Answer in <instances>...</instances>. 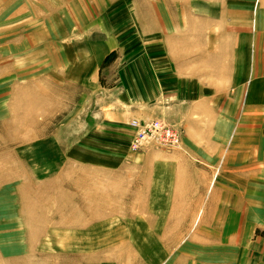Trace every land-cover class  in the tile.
Masks as SVG:
<instances>
[{"label": "rangeland", "instance_id": "rangeland-1", "mask_svg": "<svg viewBox=\"0 0 264 264\" xmlns=\"http://www.w3.org/2000/svg\"><path fill=\"white\" fill-rule=\"evenodd\" d=\"M258 8L260 0H0V264H264L263 211L244 212L227 242L221 214L212 232L196 229L211 216L208 194L199 207L196 189L172 205L169 176L180 149V174L210 190L221 178L246 196L253 180L264 182V99H250ZM204 14L223 20L205 24ZM225 25V36L211 35ZM96 57L94 89L80 68ZM104 94L131 116L133 133L132 119L159 120L180 132L179 147L98 140L90 126ZM250 136L258 172L248 167Z\"/></svg>", "mask_w": 264, "mask_h": 264}, {"label": "crops", "instance_id": "crops-1", "mask_svg": "<svg viewBox=\"0 0 264 264\" xmlns=\"http://www.w3.org/2000/svg\"><path fill=\"white\" fill-rule=\"evenodd\" d=\"M239 1V0H237ZM247 3L250 2V0H246ZM252 3V1H251ZM260 4L262 8H258V13L260 15L259 19H261V21L258 24L259 29L264 27V0H260ZM203 21L205 24H209L212 21H222L223 17H212V15H207L204 14L202 16ZM194 21V19H192ZM225 20V19H224ZM235 32V31H234ZM232 32V33H234ZM238 34V31H236ZM227 29H226V25L224 26V31L219 32L217 34H211V33H207L208 35L211 34L214 37L216 36H225L227 34ZM259 35V39L256 43V60H255V64L256 68H255V78L254 80H252V87L250 89V99L251 102H257V101H262V99H264V56H262L260 58V62L258 59V53H263L264 54V31L263 32H258L257 36ZM103 58V57H102ZM101 58V59H102ZM97 61H93L91 63L87 62L86 65H84V67L81 66L80 70H83V72H80V78L82 77V75H87L86 73V69L89 70V76L92 77V87L94 89H96V87H100V85H98V80H95L94 75L95 73L98 74V69L95 70V67L92 65H95L97 63H100V59H98L96 57ZM78 69V68H77ZM77 69L75 71H77ZM79 70V69H78ZM95 70V71H94ZM261 70V72H260ZM79 72H75V74L77 75ZM85 75V76H86ZM97 78V77H96ZM84 81H86V79H84ZM255 85V86H254ZM260 86H262V89L260 91ZM102 102H99L96 109L97 111L94 113L95 115H101L100 120H98L97 118L95 119L94 122L91 123V130L93 135H96V138L99 139H107V142H111L112 141H119L120 138H122V140H128V144L130 142V139L132 137V133L133 130H131L129 128V126H127L128 121L130 120V115L127 114L126 112H123L121 110H116V101L115 99H109L110 95L109 94H104V95H100L99 96ZM107 98V99H104ZM117 101H120L119 99H117ZM249 107H253L252 104L249 105ZM252 110L247 108L245 113H250ZM129 115V116H128ZM94 117V116H93ZM253 130V129H252ZM132 131V132H131ZM242 138V137H241ZM240 138V139H241ZM118 139V140H115ZM252 144V146H251ZM245 145V149L248 150L251 153V159L249 161V166L250 167V171H255L258 172L260 171L259 169V159L257 157V154L250 136V141H246L244 142ZM241 146L237 145V142L235 143V145L232 147V151L234 152L235 150H240L242 149ZM175 151V152H174ZM144 152V151H143ZM142 152H138V154H140ZM183 154L181 153L180 149H174L173 153L171 154V156L175 157L172 161H171V165L169 168V176H170V195L172 198V205H176L177 203V198H180L182 196H186V198H188L191 195V191L192 189H196L198 190L199 193H197L196 197L193 200V206L195 207H199L201 205L199 198L204 197L205 195L208 194V202L205 204V210L204 213H210L211 216L209 218L208 224H206V228H204L205 225H203L202 223H200L196 229L198 230H203V229H208L210 227V230L212 232V218L213 220H215L216 215L217 214H221L218 215V218L224 223L222 226H224V228H221V232L226 234L225 236H228L230 238L229 241L227 242H232L233 240V235H232V231H236L239 228L242 229V220H243V216L242 214L245 212L247 213V217L251 218V217H257L259 216V211H263L264 209L260 210V208H264V204L260 203V200L264 202V195L261 194V192L258 191L259 188H264V182L262 181V179L259 182H256V180H253L251 182V185H248L247 187H245V189H247L249 191L248 195H244L242 192H237L236 189V185L234 183L232 184H228L225 183V180L223 181L221 178L218 180V182H216L213 186L212 189H208V185L206 184V180L203 179L199 180V182H197L196 184L194 183V179L190 178L191 176L188 175L189 173L186 172V174H184L185 172H183V174L180 172L184 171V166L183 164L187 165L188 163H186L184 161V159H182L180 161V159L183 157ZM243 152H239L237 156H235L234 158H232L233 160L230 161L232 164H234L230 169H234V170H238L241 171V169H243L242 167V163H243ZM140 158H142L141 156H139ZM119 159V160H118ZM124 159V158H121ZM120 158H113V165H118L119 162L121 161ZM126 159V158H125ZM129 159L131 161L135 160L136 157H129ZM97 162L99 163V160H97ZM108 165L110 164V162L107 163ZM128 164V163H127ZM255 164V165H252ZM119 169V168H118ZM117 169V170H118ZM124 169V167H123ZM186 170H188V167H185ZM109 171V170H108ZM116 171V170H114ZM204 176H206L204 174ZM258 177V176H257ZM233 178V179H232ZM230 179L234 180V181H238L237 184L238 186L240 185V180H236L234 177H232ZM205 179H207L205 177ZM181 181H184V183L187 182L186 185V189H187V193H181L180 192V187L181 189L184 190V183L181 184ZM253 190V191H250ZM190 191V192H189ZM208 191V193H207ZM210 192V194H209ZM101 194V193H100ZM195 211H197L198 209H194ZM194 211V212H195ZM193 213V211H191ZM217 213V214H216ZM194 214V213H193ZM264 216V215H263ZM261 216V217H263ZM191 217V216H190ZM263 219V218H261ZM210 223V224H209ZM209 226V227H208ZM220 226V227H222ZM179 228L185 227V228H189V222H187L185 225H180V226H176ZM200 232V231H199ZM217 235L216 233H214V235L216 237L221 238V242L225 243V241L223 242L222 239H224L225 236H223V234ZM212 235V234H211ZM210 236V233H209ZM226 242V243H227Z\"/></svg>", "mask_w": 264, "mask_h": 264}, {"label": "built area", "instance_id": "built-area-1", "mask_svg": "<svg viewBox=\"0 0 264 264\" xmlns=\"http://www.w3.org/2000/svg\"><path fill=\"white\" fill-rule=\"evenodd\" d=\"M130 125L134 129V135L130 141V147L133 149L141 148L149 142H154L166 149H173L180 145V132L162 121L132 119Z\"/></svg>", "mask_w": 264, "mask_h": 264}]
</instances>
